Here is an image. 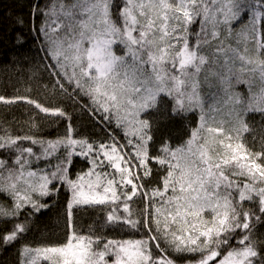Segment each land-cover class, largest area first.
Returning <instances> with one entry per match:
<instances>
[{
    "label": "snow or ice",
    "instance_id": "snow-or-ice-1",
    "mask_svg": "<svg viewBox=\"0 0 264 264\" xmlns=\"http://www.w3.org/2000/svg\"><path fill=\"white\" fill-rule=\"evenodd\" d=\"M41 14L50 91L86 97L81 107L113 131L78 137L63 107L0 95L38 110L30 129L40 114L66 123L56 139L0 129V247L64 187V241L21 244L19 264H264V123H250L264 119V0H50ZM190 114L179 143L159 135ZM74 157L90 165L75 178ZM78 206L144 235L84 234Z\"/></svg>",
    "mask_w": 264,
    "mask_h": 264
},
{
    "label": "trees",
    "instance_id": "trees-1",
    "mask_svg": "<svg viewBox=\"0 0 264 264\" xmlns=\"http://www.w3.org/2000/svg\"><path fill=\"white\" fill-rule=\"evenodd\" d=\"M49 3L50 0H0V95L8 98L29 96L46 104L59 105L72 115V124L78 137L90 140L106 139L108 133L113 131V126L100 123L98 117L91 116L81 107L88 103L86 97L77 103L59 94L53 95L50 91L53 81L45 68L49 61L42 50L43 35L38 31L44 20L42 10H46ZM44 85H48L49 89H45ZM37 111L24 102L12 105L0 103V129H7L13 135L34 133L45 139H56L64 135L65 121L51 117L45 119L43 114L37 117L39 127L30 129L26 122ZM53 120L56 122L53 123ZM194 120L195 117L190 114L186 121L179 119L162 121L159 135L179 143L186 138L187 126ZM250 123L259 129L264 119L254 115L250 117ZM116 134L119 135L118 132ZM258 136L257 132V138ZM246 139L251 147L252 134H246ZM259 147V143H255L254 150H259ZM86 169L85 159L73 158L70 169L73 178ZM70 195L69 191L60 187L58 192L45 197L42 202L48 207L30 218L32 230L14 247H7L6 250L0 247V264H19L18 249L21 244L36 247L62 243L67 231L66 206ZM105 216L106 209L102 206H78L73 210L76 229L84 234L93 229L97 234L102 233L115 239H135L144 235L142 230L136 232L127 226L107 224ZM259 231L264 232V228H260Z\"/></svg>",
    "mask_w": 264,
    "mask_h": 264
},
{
    "label": "rangeland",
    "instance_id": "rangeland-1",
    "mask_svg": "<svg viewBox=\"0 0 264 264\" xmlns=\"http://www.w3.org/2000/svg\"><path fill=\"white\" fill-rule=\"evenodd\" d=\"M86 163H87V169H86L85 171H87V170H88V168L90 167V165H89L88 161H86ZM85 171H84V172H85Z\"/></svg>",
    "mask_w": 264,
    "mask_h": 264
}]
</instances>
